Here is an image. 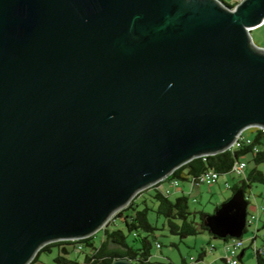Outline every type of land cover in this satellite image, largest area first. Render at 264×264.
Segmentation results:
<instances>
[{
	"label": "water",
	"instance_id": "water-1",
	"mask_svg": "<svg viewBox=\"0 0 264 264\" xmlns=\"http://www.w3.org/2000/svg\"><path fill=\"white\" fill-rule=\"evenodd\" d=\"M263 23L264 0H0V264L264 129ZM247 206L232 193L209 233L241 237Z\"/></svg>",
	"mask_w": 264,
	"mask_h": 264
},
{
	"label": "trees",
	"instance_id": "trees-1",
	"mask_svg": "<svg viewBox=\"0 0 264 264\" xmlns=\"http://www.w3.org/2000/svg\"><path fill=\"white\" fill-rule=\"evenodd\" d=\"M229 6L232 7L233 5ZM250 132H252V145H259L260 147L257 152H252L251 146L244 145L212 155L195 157L176 168L166 179L139 191L124 208L117 211L100 229L101 239L98 244L94 240V234L76 240L47 243L39 249L29 264H111L116 258H125L131 264H156L152 261L151 256L153 246L157 244L156 231L159 228L150 222L148 218L150 212L163 218V227L181 239L194 236L202 231H208L204 220L205 216L209 214L203 210H190L189 196L184 191L181 190L172 197V193H165L160 184L174 178L187 183H194L197 181L198 175L210 169L225 174L230 171L236 159L243 158L246 160V157L249 156L246 161L252 165L246 168L245 176L237 178L229 188L232 193L242 190L249 204L248 196L252 184L261 183L264 185V173L257 168L258 165L264 164V129L250 127ZM262 227L264 228V220ZM246 230L247 228H245V232ZM256 230L258 231V227ZM211 236L214 237L212 234ZM256 237L257 234H255ZM253 242L254 238L250 239L249 245L255 254V264H264V244L254 249ZM69 246L74 253L82 254L81 259L68 256L70 251L67 247ZM79 246L80 248L77 249ZM53 249L56 250V255L51 262L45 263L40 260L43 252L50 253ZM245 250L246 248L243 246L239 254V260L242 264H244L242 257ZM204 255H206V249L199 253L197 260H202ZM163 264L175 263L167 261ZM180 264H187L184 258Z\"/></svg>",
	"mask_w": 264,
	"mask_h": 264
},
{
	"label": "rangeland",
	"instance_id": "rangeland-1",
	"mask_svg": "<svg viewBox=\"0 0 264 264\" xmlns=\"http://www.w3.org/2000/svg\"><path fill=\"white\" fill-rule=\"evenodd\" d=\"M230 1V0H225ZM252 41L259 47H264V23L251 30ZM245 134L251 136L250 128L244 130ZM249 156L246 157V160ZM252 164L248 163L250 167ZM258 169L262 170L264 173V164L257 166ZM237 178L233 174H223L216 181L208 184H202L200 186L191 187L186 181H180L179 187L182 191L188 194L189 198V208L190 210H203L209 214L213 213L218 204H221L225 199L231 196L232 191L226 188L224 185L225 181L232 184ZM165 186H168L167 181L164 182ZM171 196L174 197L180 191L171 189ZM249 204L247 206V212L249 214L258 215L259 219L254 221V223L247 228L246 232L243 233L242 239L244 241V247L246 248L242 261L244 264H255V254L253 248L250 247V238L255 233L257 234L255 245L257 247L264 244V228L262 227V222L264 220V211L260 208H264V185L261 183H253L250 194H249ZM150 222L157 225L159 230L156 231V241L160 244L157 248L156 245L152 249V261L156 264H163L167 261H172L175 264H180L181 260L184 258L187 264H225L220 257L225 256V251L223 248V239L214 238L208 231H202L194 236H187L185 238H179L177 235H173L168 232L166 227H163L164 220L161 217H157L153 212L148 215ZM258 227V231H256ZM101 239L100 229L94 233V240L98 244ZM214 244L215 249L209 251V244ZM68 256L70 258H80L82 254H76L72 251L69 246ZM206 249V255L203 256L202 260H197L199 253ZM56 255V250L53 249L52 252H43L40 256V260L48 263L51 262L53 257ZM240 264H242L240 262Z\"/></svg>",
	"mask_w": 264,
	"mask_h": 264
},
{
	"label": "built area",
	"instance_id": "built-area-1",
	"mask_svg": "<svg viewBox=\"0 0 264 264\" xmlns=\"http://www.w3.org/2000/svg\"><path fill=\"white\" fill-rule=\"evenodd\" d=\"M222 1H224L228 5L234 6L240 0H230V1L222 0ZM261 48L264 49V47H261ZM244 145L245 146L246 145L251 146L252 152H257L260 149L259 145H252L251 136L245 134L244 130L241 131L237 135L236 139L234 140L232 145L229 147V149H236V148L242 147ZM247 167H248L247 161L243 158H238V159H236V161L232 165L230 171L228 173H225V175L226 174H233L236 178H242L245 176V171H246ZM221 175H223V174H220L219 172L210 169V170H207V171L203 172L202 174L198 175V177L196 178L197 181L194 182L195 184L193 182H191L189 184L191 187L200 186L202 184L210 185L211 183L216 182L220 178ZM167 182L169 183L168 186H165L164 182L160 184V187L163 189V191L165 193H167V194L171 193L172 188H174L177 191H181V188L179 187L180 182L178 179L174 178V179H171ZM224 185L226 188H230V186H231V184L228 181H225ZM260 210L264 211V208L261 207ZM257 219H259L258 215L255 216L254 214H248V212H247L246 228L250 227L254 223V221H256ZM253 238H254L253 247H254V249H256L257 246L255 245V240H256L255 233L251 236L250 239H253ZM222 243H223V248L225 251V256H221L220 259L225 264H240L239 254L242 251V248L244 246V241L242 239V236L241 237L225 238V239H223ZM156 247L159 248L160 245L157 243ZM79 248H80V246L77 247V249H79ZM207 248L209 251L214 250L215 245L211 243V244H209V246Z\"/></svg>",
	"mask_w": 264,
	"mask_h": 264
},
{
	"label": "crops",
	"instance_id": "crops-1",
	"mask_svg": "<svg viewBox=\"0 0 264 264\" xmlns=\"http://www.w3.org/2000/svg\"><path fill=\"white\" fill-rule=\"evenodd\" d=\"M181 190H182V188H181Z\"/></svg>",
	"mask_w": 264,
	"mask_h": 264
}]
</instances>
